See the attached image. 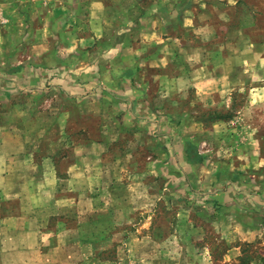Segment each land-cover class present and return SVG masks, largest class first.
Instances as JSON below:
<instances>
[{"label":"crops","instance_id":"0c3cea01","mask_svg":"<svg viewBox=\"0 0 264 264\" xmlns=\"http://www.w3.org/2000/svg\"><path fill=\"white\" fill-rule=\"evenodd\" d=\"M140 6L129 8L120 2L112 15L109 0H55L51 5L42 0H0V264H79L80 209L83 213L85 205L97 206L91 195L99 189L96 170L112 171L117 164V176H122L127 164L120 167L128 152L114 154L116 145L131 134L161 141L159 133L167 127L164 144L170 143L178 164L185 162L187 143H210L204 138L183 139L176 131L186 115L177 116L174 105L170 109L174 96L193 92L199 102L215 108L219 102L214 98L232 95L248 79H256L244 64L259 62L256 51L264 49V38L248 43V56L239 42H228L225 51L224 43L215 40L214 27L196 14L201 9L211 13L209 6L190 7L183 16L167 4H157L150 7L149 17L138 14L143 12ZM177 22L190 32L182 40L173 35ZM257 92L264 95V86ZM163 94L167 101L162 102ZM158 95H163L160 105ZM21 98L33 101L23 114L30 113L31 119H6ZM37 101L50 104L38 108ZM90 126H95V135ZM219 135L223 141L231 137L225 131ZM251 137L253 147L243 152L239 148L248 142L238 151L231 146V153L224 155L222 143L216 147L219 158L230 156L228 175H252L257 162L264 166V155L254 147L262 142ZM69 138L73 144L60 149ZM216 171L206 169L208 175H218ZM223 180L215 192L203 193L197 207L207 214L216 211L214 228L227 225L235 228L238 238L242 232L248 239L251 232L240 227L244 203L235 198L239 189L228 185L225 192ZM259 182L261 193L249 195L252 212L264 208V181ZM128 188H117L119 205L125 203ZM165 234L164 239L174 240L170 232ZM158 237L159 227L152 233L153 239ZM202 248V253L213 255ZM241 252L240 244L232 246L224 262L236 261Z\"/></svg>","mask_w":264,"mask_h":264},{"label":"rangeland","instance_id":"374dc122","mask_svg":"<svg viewBox=\"0 0 264 264\" xmlns=\"http://www.w3.org/2000/svg\"><path fill=\"white\" fill-rule=\"evenodd\" d=\"M42 1L43 4L48 5L55 2V0ZM109 2L112 4V15L117 14L121 2L127 4L129 8L135 3L140 4L143 12L140 10L138 14L143 13L142 15L147 17L152 5L167 4L177 10V14L184 16L190 7L198 8L200 4H205L213 11L209 13L208 9H201L196 14L214 27L218 34L215 40L219 45L224 43L225 51L228 50L226 49L228 42H239L242 54L248 56L250 52L248 43L251 40L258 43L264 38V0H109ZM216 2L222 5H215ZM220 17L225 19V24L221 23ZM152 22L151 26H153ZM177 25L173 35L180 36L182 40L184 34L190 32H187L178 22ZM230 48L233 52V48ZM237 49L240 52V48ZM256 54L259 56V62L255 65L244 64L245 70L255 75L256 79L247 78V82L244 81L246 84L231 92L232 95L228 92L226 96L214 98L215 103L219 102L215 104L218 105L215 108H209V105L199 102L193 92L185 96L177 94L170 103V109L173 105L176 107L177 116L186 115L176 129L181 137L194 139L192 140L194 142H199L200 139L202 141L204 138L210 143V147L204 144L200 147L197 144L202 157L200 163H192L187 159L188 162L186 160L183 162L181 159L180 164L177 163L173 148H168L170 143L164 144L166 140L164 136L169 131L167 127L159 133L161 141L151 142L131 134L124 143L116 145L112 151L114 154H119L123 149L125 153L128 152L125 160H119L120 167L127 164L124 167L125 170H122V176H117L119 173L117 164L112 171L104 172L100 167L96 170L95 187L99 189L91 195L95 196L97 206L94 208L91 203L89 206L85 205L83 213V209H80L81 224H79L78 232L80 246L77 250L79 264H209V257L213 261L211 264H239L238 259L224 262V254L237 244L241 245V251L245 249L247 256H251L252 260L249 264H264V208L258 207L252 212L247 206L251 204L249 195H253L254 192L261 193L262 189L258 188V184L259 181H264V166L260 168L257 162L255 170H252L254 174L241 173L231 176L228 175L231 164L228 157L230 156L221 159L220 154H216V147L220 143L223 145L220 150L222 155L231 153L233 146L238 151V147L246 142H248L247 145L239 148L240 152L246 151L249 146L251 149L253 144L249 138L252 139V134L261 140L262 143L259 142L261 145L258 146L256 142L254 147L256 150L259 147L264 155V95L257 92L264 86V49L257 47ZM170 87L177 89V85L171 84ZM182 88L183 86L179 89ZM253 88L258 90H251ZM163 95L155 96L159 97L156 103L161 102V96H163L162 102L169 99L166 94ZM31 101L27 102L23 98L18 100L13 106V112L6 119L18 121L26 118L29 121L30 113L26 116L23 114L28 103L33 102ZM40 102H36L38 108L40 105L47 107L50 104L49 101L47 103L42 101L41 104ZM210 113H219L226 119L213 122L209 117ZM204 114H206L207 122L200 119ZM217 123L219 127L215 126ZM95 129V126H90V131L94 135ZM171 129L175 130V127ZM222 131L230 134L232 139L224 135L227 140H221L219 133ZM234 138L237 140L235 141ZM71 141L69 138L64 142L65 144L62 143L60 149L62 147L65 151L73 144ZM233 142H235L234 145H232ZM168 150L172 153L169 154ZM184 154L186 155L185 152ZM206 169L209 173H214L217 169L218 175H208ZM173 171H176V175H172ZM222 179H224L223 183L227 181L222 186L225 192L228 185H234L239 189L236 191L235 198L244 203L241 204L242 209H239L240 219L244 221L240 227L251 232L248 239L241 231L238 238L235 228H229L227 225L214 228L212 220L216 211L207 214L197 207L200 205L198 201L203 199V193L215 192L220 188H217V183L220 184ZM123 184L129 187V193L125 203L119 205L118 202L122 198L117 188L123 187ZM247 185H250L249 188H246ZM251 187H256V191L251 190ZM249 226H252V229ZM158 227L159 241L152 238V233H155ZM169 232L175 237L172 241L168 240L169 237L164 239L163 233L168 236ZM157 241L159 243H156ZM153 246L160 247L162 252L157 253ZM202 247L209 248L213 255L202 253L204 251Z\"/></svg>","mask_w":264,"mask_h":264},{"label":"trees","instance_id":"16d2710c","mask_svg":"<svg viewBox=\"0 0 264 264\" xmlns=\"http://www.w3.org/2000/svg\"><path fill=\"white\" fill-rule=\"evenodd\" d=\"M206 114L203 115L201 119V121H205L207 122V117H205ZM209 117L212 119V121H218L221 119H226V117L220 116L219 113L215 114V113H210ZM199 119V120H200ZM186 149H185V158L189 161V162H196V163H200L202 161V157L199 154L198 148L196 145H194L193 143L189 142L186 144ZM247 251L244 249H242V255L238 258V261H240L239 264H249V262L252 260L251 256H247Z\"/></svg>","mask_w":264,"mask_h":264}]
</instances>
